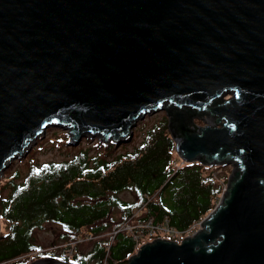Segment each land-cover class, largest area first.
Wrapping results in <instances>:
<instances>
[{
	"label": "water",
	"instance_id": "1",
	"mask_svg": "<svg viewBox=\"0 0 264 264\" xmlns=\"http://www.w3.org/2000/svg\"><path fill=\"white\" fill-rule=\"evenodd\" d=\"M160 111L183 162L231 172L192 235L125 264H264V0H0V174L48 128L119 144Z\"/></svg>",
	"mask_w": 264,
	"mask_h": 264
},
{
	"label": "trees",
	"instance_id": "2",
	"mask_svg": "<svg viewBox=\"0 0 264 264\" xmlns=\"http://www.w3.org/2000/svg\"><path fill=\"white\" fill-rule=\"evenodd\" d=\"M50 130L22 159L11 162L15 169L0 179V223L7 226L4 234L0 232V264L58 257L44 250L39 233L57 229L52 245L71 242L84 232L98 235L117 227L112 215L116 211L126 220L138 209V220L159 224L166 218L169 227L185 231L213 210L226 181L214 175L220 166L182 163L174 167L179 158L165 114L146 127L143 121L131 138L119 144L88 137L68 144L66 132ZM47 142L65 147L68 157L38 162L35 152ZM121 192L131 194L132 200H121ZM67 250H60L61 259L68 260ZM135 251L132 237L118 232L108 240L92 242L85 252L73 248L69 261L125 264Z\"/></svg>",
	"mask_w": 264,
	"mask_h": 264
},
{
	"label": "rangeland",
	"instance_id": "3",
	"mask_svg": "<svg viewBox=\"0 0 264 264\" xmlns=\"http://www.w3.org/2000/svg\"><path fill=\"white\" fill-rule=\"evenodd\" d=\"M227 98V97H226ZM164 114V111H160V112H157L155 114H149L147 116H145L142 120H139L135 126V128L139 127L140 124L144 121L145 123V127L146 126H149L151 123H153L155 120H157L160 116H163ZM200 122V123H199ZM195 124L197 125H200V126H203V125H213V121L211 120L210 117H206V118H203L201 117L200 120H195L194 122ZM133 128V130L135 129ZM50 129H59V130H62L64 132H66V135L67 137L69 138V132L67 129H61L59 127H54V128H48L45 133H44V136L41 138V139H37L35 142H31L30 143V147H29V151L35 147L41 140H43L48 134H50L51 130ZM50 130V131H49ZM48 131V133H47ZM88 138H90V136H88ZM99 139L100 141H102L103 143H107L106 141H103L102 138L100 137H96V139ZM70 139V138H69ZM50 141V140H49ZM91 144V143H90ZM56 145L54 144H50V143H45L43 145V147L36 151L35 152V158L38 160V162H46V161H61V160H64L68 157V154H66V151L64 150L65 147H63L62 149L59 148V147H55ZM69 146V145H68ZM28 151V152H29ZM28 154V153H27ZM22 158H19L18 160H20ZM16 167V165L10 167V165L3 171L2 174H0V179L2 178V175L9 172V171H12L14 170ZM21 172H24V168H21L20 169ZM218 175H220L222 178H227L228 175L230 174L231 172V167L230 166H220L219 169H216ZM118 197L121 199V200H132V195L129 194L128 192H121L120 194H118ZM113 215V218H115L116 222L118 223L117 227L119 226H122L126 220H122L121 216V212L120 211H116V212H113L112 213ZM116 227V228H117ZM7 230V226L5 223H0V232L1 233H5ZM113 232V229H109V230H106L104 232H101L99 235L97 236H94V238L92 240H87L85 242H80L79 245H76L75 248H77L80 252H85L87 251L92 242L94 241H97L99 239H109V237L111 236V233ZM59 231L53 227H49L48 229H46L44 232H41L38 234V241L43 245V248L45 251H51L53 255H56V256H60L61 254V251L63 248L67 247L68 245H72L75 240L71 241V242H68V243H59V242H56L55 245H52L53 243V240L55 241L56 240V237L58 235ZM89 232H84L82 235H80L79 237H85V235H87ZM78 237V238H79ZM147 241H150L149 239ZM146 241V242H147Z\"/></svg>",
	"mask_w": 264,
	"mask_h": 264
},
{
	"label": "built area",
	"instance_id": "4",
	"mask_svg": "<svg viewBox=\"0 0 264 264\" xmlns=\"http://www.w3.org/2000/svg\"><path fill=\"white\" fill-rule=\"evenodd\" d=\"M198 227V224L193 225L185 232H179L174 228L168 226V220L165 218L163 222L159 224H154L152 220H138V213L132 215L122 226L118 229L114 230L111 233L113 237L118 232H125L132 239L139 243L145 239H153L156 237L164 236L171 240L178 241L183 234H192ZM94 236L87 234L85 237L78 239L75 243L85 242L87 240H92ZM109 246L106 247V251L108 252Z\"/></svg>",
	"mask_w": 264,
	"mask_h": 264
},
{
	"label": "flooded vegetation",
	"instance_id": "5",
	"mask_svg": "<svg viewBox=\"0 0 264 264\" xmlns=\"http://www.w3.org/2000/svg\"><path fill=\"white\" fill-rule=\"evenodd\" d=\"M57 258H60V259H61V257H60V256H58Z\"/></svg>",
	"mask_w": 264,
	"mask_h": 264
},
{
	"label": "bare ground",
	"instance_id": "6",
	"mask_svg": "<svg viewBox=\"0 0 264 264\" xmlns=\"http://www.w3.org/2000/svg\"><path fill=\"white\" fill-rule=\"evenodd\" d=\"M217 167H219V166H217ZM222 178V177H221Z\"/></svg>",
	"mask_w": 264,
	"mask_h": 264
}]
</instances>
